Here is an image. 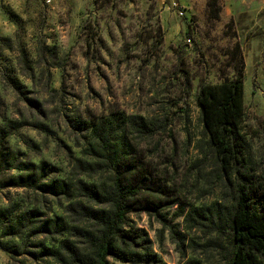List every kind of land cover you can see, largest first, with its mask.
I'll return each mask as SVG.
<instances>
[{
	"label": "clouds",
	"instance_id": "clouds-1",
	"mask_svg": "<svg viewBox=\"0 0 264 264\" xmlns=\"http://www.w3.org/2000/svg\"><path fill=\"white\" fill-rule=\"evenodd\" d=\"M0 264H264V0H0Z\"/></svg>",
	"mask_w": 264,
	"mask_h": 264
}]
</instances>
